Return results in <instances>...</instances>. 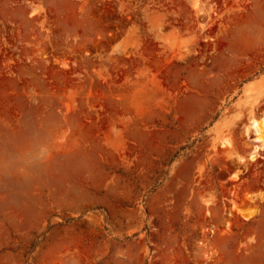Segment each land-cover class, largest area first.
<instances>
[{
    "label": "rangeland",
    "instance_id": "obj_1",
    "mask_svg": "<svg viewBox=\"0 0 264 264\" xmlns=\"http://www.w3.org/2000/svg\"><path fill=\"white\" fill-rule=\"evenodd\" d=\"M62 1L0 0V264H264V0Z\"/></svg>",
    "mask_w": 264,
    "mask_h": 264
},
{
    "label": "bare ground",
    "instance_id": "obj_2",
    "mask_svg": "<svg viewBox=\"0 0 264 264\" xmlns=\"http://www.w3.org/2000/svg\"><path fill=\"white\" fill-rule=\"evenodd\" d=\"M69 1V0H68ZM66 2V0H64V2H63V4L62 5H64V3L66 2V3H69V2ZM65 3V4H66ZM70 5V4H69ZM195 7H197L198 6V2H195ZM68 6V5H67ZM70 6H72L73 7V5H70ZM243 7L244 6H241L239 3H238V5H237V8H236V11L230 16V18H231V20H232V22H238V21H241V20H244L245 18H247L248 17V12L247 11H245L244 9H243ZM66 8V7H65ZM71 8V7H70ZM68 9V8H67ZM65 10V9H64ZM66 11H68V10H66ZM65 11V12H66ZM65 14V13H64ZM67 14H69L68 12H67ZM84 16H85V19H89V18H92V16H93V9L92 8H88L85 12H84ZM255 14L260 18V19H263L264 18V7H263V5L262 4H260V3H258L257 4V7H256V10H255ZM63 17V16H62ZM67 17H69V16H66V18ZM63 19V18H62ZM64 19H65V16H64ZM67 20V19H66ZM65 20V21H66ZM68 21V20H67ZM226 31V30H225ZM226 33V32H225ZM227 35V34H226ZM222 36V35H221ZM224 38H225V36H224ZM227 38V37H226ZM225 38V39H226ZM220 42V41H219ZM257 54H260V50H258L257 52H256ZM41 59V58H40ZM42 59H44V58H42ZM46 60V59H45ZM237 61V60H236ZM241 61V60H240ZM240 61H238L239 63H241ZM44 62V61H43ZM243 63H244V61H242ZM160 63V62H159ZM232 63H234V62H232ZM236 63V62H235ZM243 63H242V66H243ZM39 65H40V63H39ZM46 65V64H45ZM44 65V66H45ZM239 66H241V65H239ZM237 64L236 65H232L231 64V66H230V73L231 74H234L236 71H238L237 69H238V67H239ZM251 66V62H247L243 67L246 69V68H248V67H250ZM41 67V66H40ZM242 67V68H243ZM42 68H43V66H42ZM45 69V68H44ZM48 70V69H47ZM60 70V69H59ZM59 70H57L58 72H59ZM242 71H243V69H241ZM45 71V70H44ZM50 71V70H49ZM48 71V72H49ZM56 71V70H55ZM51 72H52V68H51ZM50 72V73H51ZM57 72V73H58ZM63 72V69H62V71L60 72V73H62ZM59 74V73H58ZM63 74L64 75H66L64 72H63ZM50 75V74H49ZM51 75H52V73H51ZM61 75V74H60ZM55 76H57L56 74H55ZM63 76V75H62ZM61 76V77H62ZM58 77H59V75H58ZM60 77V78H61ZM64 78V77H63ZM66 78V77H65ZM66 80V79H65ZM250 127L253 129V131H254V137H253V139L254 140H256L257 142H258V144H256V145H258V147L260 148V149H264V117H260V118H253V119H251V121H250ZM250 158L251 159H255L256 158V153L255 152H252L251 154H250ZM243 216L245 217V218H248L250 215H246V214H243Z\"/></svg>",
    "mask_w": 264,
    "mask_h": 264
}]
</instances>
